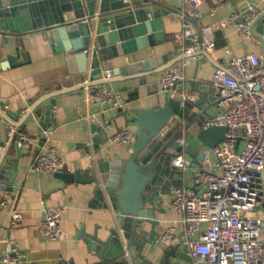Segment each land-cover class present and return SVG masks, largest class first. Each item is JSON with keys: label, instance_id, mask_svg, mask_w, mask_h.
Here are the masks:
<instances>
[{"label": "crops", "instance_id": "1", "mask_svg": "<svg viewBox=\"0 0 264 264\" xmlns=\"http://www.w3.org/2000/svg\"><path fill=\"white\" fill-rule=\"evenodd\" d=\"M152 1L173 11L170 16L163 18L166 41L154 48L136 50L128 56L114 59L106 65L107 69L114 71L175 54L176 56L166 64L180 60L177 56L175 36L182 31L181 14L187 7L188 0ZM250 5H254L261 13L264 12V0H204L200 9L201 17L194 20L195 23L192 22L194 32L199 33L204 27L227 22L233 15L246 16ZM212 10L215 11V16H211ZM4 38L7 36L0 32V63L5 66V70L0 71V164L4 158L10 162L17 160L18 175L12 192L1 193L0 255L8 251L23 253L26 257L23 264H102L94 251L88 247L89 236L95 235L101 240H106L115 226V221L111 217L112 211L94 206L95 185L83 181V178L97 173L101 160L125 158L130 153L129 147L111 142L102 146L101 152H96L97 143L91 128L98 123L104 125L116 112L91 103L87 97L86 88L92 86L89 77L91 58L86 65V75L70 78L64 56L55 51L46 32L38 31L19 38L8 36L7 46ZM24 54H27L28 62L25 61ZM249 54L264 58L261 43L250 33L238 34L233 26H226L216 33L213 60L202 49H198L194 55L198 60L191 58V65L185 70L184 90H190V83L194 81L212 82L218 67L225 68L230 60ZM9 57L18 59L10 66ZM158 78L159 75L148 79L146 86L134 88L130 82L118 81L114 76L115 82L110 84V87L126 104L124 110L144 111L162 102L163 94L159 88L151 87L152 84H157ZM66 90L69 92L56 98L55 124L51 131L42 134L39 118L33 117L26 121L39 100ZM208 110L212 117L219 113L216 103ZM23 124L26 125L24 129ZM6 126L13 127L17 134L25 133L30 136L34 142L30 152L21 150V157L17 158L15 144H11L6 137ZM117 126L112 125L108 130L110 137L120 128L130 131L135 137V127H126L123 118L117 121ZM50 147L55 148L65 161V173L76 174L81 181L66 184L55 175L39 176L28 172L39 151ZM191 166L192 169L186 174V181H174L170 193L163 196L162 201L158 203V225L154 227L158 236L170 225H178L181 220V216L171 209V193L173 188L184 184L193 186L194 169L198 166ZM3 184L7 185L4 182ZM64 206L67 207V212L62 221L63 236L60 240L48 242L38 232L43 212L48 208ZM13 211L24 214V221L17 227L11 223ZM155 245V255H151L150 246L146 247L143 254L158 264L167 248L157 242ZM177 246L181 247L182 241ZM188 263L178 256L171 258L170 262ZM111 264L127 263L125 259H121Z\"/></svg>", "mask_w": 264, "mask_h": 264}, {"label": "water", "instance_id": "2", "mask_svg": "<svg viewBox=\"0 0 264 264\" xmlns=\"http://www.w3.org/2000/svg\"><path fill=\"white\" fill-rule=\"evenodd\" d=\"M172 12L152 0H100V3L99 0H0V32L7 36L4 38L6 46L8 36L19 38L38 31L46 32L55 51L64 56L70 78L86 75V65L91 58L90 85L100 86L107 84L101 81L102 69H107L106 65L114 59L166 41L163 18ZM249 33L264 49V12L252 22ZM174 56L116 69L114 76L118 81L130 82L134 88L146 86L148 79L180 61L166 64ZM24 58L28 62L27 54ZM15 59L18 58L9 57L10 66ZM1 70H5V66L0 63ZM114 82L112 80L111 84ZM190 86V90H185V99L182 93L175 96L167 93L162 102L148 110H118L104 125L98 123L91 128L97 153L109 142L108 130L112 125L117 126L119 119L125 120L126 127L136 129L135 142L129 147L127 157L101 160L98 172L83 178L95 185L94 206L112 211L115 221L106 240L89 236L88 247L102 264L121 259L127 264H157L143 253L147 246H150L151 255L156 253L155 243L159 236L154 227L158 225V203L179 179L172 164L183 150L178 141L185 139L187 157L191 165L198 167L205 158L203 148H215L225 142V128L202 129V124L212 118L208 108L214 106L219 97L217 89L212 82L194 81ZM151 87L158 86L152 84ZM68 92L54 93L39 100L26 121L39 118L42 134L51 131L55 124L56 98ZM25 127L23 124L22 128ZM123 130L120 128L118 132ZM12 143L20 158L21 150L14 141ZM17 175L18 161L4 158L0 164V203L2 192H12ZM55 176L66 184L81 181L76 174L65 171ZM176 256L189 262L184 247L173 246L166 249L158 264H170L171 258Z\"/></svg>", "mask_w": 264, "mask_h": 264}, {"label": "built area", "instance_id": "3", "mask_svg": "<svg viewBox=\"0 0 264 264\" xmlns=\"http://www.w3.org/2000/svg\"><path fill=\"white\" fill-rule=\"evenodd\" d=\"M203 3L204 0H188L181 14L182 31L175 36L180 61L159 74L157 86L163 95L182 93L185 99V70L191 65L187 57L195 58L196 51L202 49L213 60L217 32L231 25L238 34H248L252 22L261 15L250 5L246 16L233 15L227 22L196 33L192 21L201 17ZM210 14L215 16V11ZM113 78V70L102 69L101 81L107 84L88 86L86 92L91 103L117 112L126 104L110 87ZM212 83L219 94V113L207 119L202 129L225 128V142L202 149L205 158L202 166L194 169L193 186L184 184L172 189L171 209L181 220L178 225H170L156 242L170 248L182 241L188 264H264V59L255 54L232 59L225 68L216 69ZM5 129L8 141H14L23 152L34 147L29 135L17 134L11 126ZM109 142L130 147L135 137L123 130ZM178 143L183 150L172 164L178 171V180L185 182L192 166L185 139ZM65 169L60 153L50 147L39 151L28 172L46 176ZM66 212L65 206L44 210L38 227L43 239L55 242L62 238ZM23 221L22 212H11L13 226ZM25 258L23 253L8 251L0 255V264H23Z\"/></svg>", "mask_w": 264, "mask_h": 264}]
</instances>
